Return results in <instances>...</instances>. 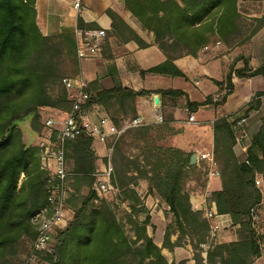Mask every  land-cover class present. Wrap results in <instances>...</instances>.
<instances>
[{
    "label": "trees",
    "instance_id": "trees-1",
    "mask_svg": "<svg viewBox=\"0 0 264 264\" xmlns=\"http://www.w3.org/2000/svg\"><path fill=\"white\" fill-rule=\"evenodd\" d=\"M241 1L264 0H123L125 10L143 30L154 35L155 45L167 58L158 66L141 70L140 75L184 79L186 76L174 64L178 58L197 57L216 43L233 46L247 22L238 8ZM107 15L112 21L110 37L147 47L116 13L108 10ZM36 19V0H0V264H13L22 239L34 242L31 218L45 207L51 187L58 184L50 183L49 175L41 171L40 150L24 143L19 124L28 120L32 131L40 134L41 109L69 114L72 101L62 79L69 66L71 79L80 73L75 35L44 36ZM251 22L254 26L244 41H250L264 27V18ZM78 28H83L80 21ZM107 72L113 88L102 89L98 81L88 83L89 100L84 109L99 107L102 115L119 127L123 120L137 117V99L151 93L124 88L114 64L107 67ZM257 76L264 79V62L258 68L248 61L240 69L232 67L224 81L216 83L227 90L222 100L231 94L234 78ZM156 94L174 100L184 98L188 113L197 112L210 100L193 103L185 93L173 90ZM262 96L264 92L257 93L239 114L213 124V154L222 188L211 193L208 200L215 204L218 215H229L239 228L237 242L209 244L203 257L200 246L208 243L210 224L202 211H193L186 187L202 178L197 185L205 188L207 171L203 167L208 170V166L206 162L200 167L191 165L192 153L159 144L176 134L171 121H165L160 126L127 130L114 146L112 182L121 203L130 209L126 223L117 218V205L92 190L93 175L98 170L93 140L81 136L65 143L70 217L67 227L56 233L54 246L36 253L37 260L44 264H167L161 249L147 234L150 218L135 191L141 181L147 184V196L160 199L172 215L164 248L172 251L189 238L195 264H254L264 257V238L256 229L264 208V123L242 156L234 151L240 136L237 125L260 108ZM258 177L262 178L263 190L257 185ZM140 215H145L143 221ZM175 231L179 236L171 244Z\"/></svg>",
    "mask_w": 264,
    "mask_h": 264
},
{
    "label": "crops",
    "instance_id": "crops-1",
    "mask_svg": "<svg viewBox=\"0 0 264 264\" xmlns=\"http://www.w3.org/2000/svg\"><path fill=\"white\" fill-rule=\"evenodd\" d=\"M77 2H79V7L76 9L74 6ZM108 10L116 13L147 47L140 48L134 41L124 43L118 37H110L112 21L107 15ZM36 11L37 26L42 35L47 37L71 33L76 38L79 31L104 29L107 34L105 45L97 56L80 62L79 76L88 83L98 81L102 89L110 90L113 88V81L108 76L107 67L114 64L124 88L151 93L150 97L139 98L136 101L137 117L143 120L144 126H158L155 118L156 112L161 114L164 121H171L170 124L176 134L168 137L165 141L169 142L170 147L196 155L195 165L198 167L203 164L199 161V156L213 152L214 122L221 118L234 117L256 99L257 93L264 92V79L260 76L248 79L234 78L231 94L222 100L224 88H219L216 83L224 81L228 63L232 59L221 51L214 50L213 45L203 49L197 57L187 55L174 62L186 76L184 79L157 75L141 76L139 73L141 70L146 71L158 66L164 63L167 58L155 45L154 35L143 30L139 21L125 10L123 0H36ZM78 21L82 23V29L78 28ZM241 67L238 64L234 70ZM167 90L181 91L193 103H204L209 98L210 100L197 112L188 113L184 108V98L174 100L162 98L160 94H156V92ZM259 100L260 108L252 111L245 119V123L236 128L240 134L234 148L236 156H242L246 152L252 138L264 123V96ZM95 111L100 115L103 114L99 107H95ZM189 115L194 116L193 123L188 122ZM27 127L28 130L25 133L22 131L24 141L37 146V134L32 133L28 122ZM106 146L93 143L98 157V170L105 162ZM194 185L195 183L192 182L189 186L194 187ZM257 185L263 190L261 177H258ZM221 188L219 178H207L205 188L197 186V189H193L189 194L193 211H202L205 219H207V213H213V218L207 220L211 228H218L214 239L215 245H225L239 240V228L233 225L230 216L218 215L215 204L208 200L211 193L220 191ZM135 191L141 201V206L147 211L150 218L147 234L161 249L162 255L167 259V264H181L182 262L195 264L194 251L189 238L186 237L182 240L180 245L175 246L172 251L163 247L166 229L173 222L169 208L160 199L147 196L146 182L141 181ZM123 207L128 214L129 207L124 205ZM144 218L145 215L139 216L140 221H143ZM178 236L179 232L175 231L171 235L170 243L174 244ZM207 252L208 250L203 251L204 258H206ZM260 260L264 261L262 258L257 259L258 262Z\"/></svg>",
    "mask_w": 264,
    "mask_h": 264
},
{
    "label": "built area",
    "instance_id": "built-area-1",
    "mask_svg": "<svg viewBox=\"0 0 264 264\" xmlns=\"http://www.w3.org/2000/svg\"><path fill=\"white\" fill-rule=\"evenodd\" d=\"M74 7L77 9L79 2ZM76 38L77 58L81 62L93 58L101 52L106 43L107 34L104 29H91L77 32ZM219 45L220 43H217L216 46ZM62 85L68 91L69 99L72 101V109L62 120L53 118L46 120V132L38 146L41 171L49 175L50 183L57 181L58 184L51 187L45 207L31 218V225L36 232V238L32 243V251L35 253L49 251L54 246L56 233L64 230L68 224L70 211L66 201L68 200L69 189L66 183L69 173L66 168L65 143L81 136H87L93 140V143L107 145L105 162L102 168L93 175L95 182L92 187V190L100 198L106 197L117 192L112 182L114 146L127 130L137 129L145 125L141 118L136 117L123 120L121 125L117 127L107 116L97 113L95 107L84 109L89 100V94L87 93L88 82L83 77L63 78ZM155 118L157 124L164 122L159 112L155 113ZM194 121L195 118L191 115L188 122L193 123ZM245 121L242 119L237 127L244 124ZM198 159L200 162L207 163L209 179L220 178L213 152L201 154ZM206 218L212 219L213 213H207ZM217 229V227L211 228L210 226L208 243L200 246L203 251L208 250L209 244L214 242Z\"/></svg>",
    "mask_w": 264,
    "mask_h": 264
},
{
    "label": "rangeland",
    "instance_id": "rangeland-1",
    "mask_svg": "<svg viewBox=\"0 0 264 264\" xmlns=\"http://www.w3.org/2000/svg\"><path fill=\"white\" fill-rule=\"evenodd\" d=\"M238 8L240 12L242 13V15L244 16V18L247 20L246 24L244 25L245 28H244L243 34L238 38L237 42L231 47L225 46L223 44L216 46L217 43L213 45L214 50L221 51L223 54L228 55L229 58L232 59V61L228 63L229 66H227L226 74L230 71L232 67L236 68L238 64H240L241 66H244V64H246L247 61L249 62V65L254 68L260 67L262 63L264 62V27L252 39H250V41H244V38L249 34L250 29L252 28V26H254L253 24L250 25L252 23L251 20L264 18V1L263 2L241 1L238 4ZM69 68L70 66L67 67V72L65 73L66 78L67 77L71 78L69 74L70 73ZM223 91H225L224 94L222 95L224 97L225 94L227 93V90L224 88ZM40 114H41V120H40L41 132L40 134H38L32 131V133L37 134L38 136L37 147L41 143L43 136L46 132V128H45L46 120L50 118H53L55 120H62L65 118V115H63L59 111L49 110V109H41ZM27 122L30 126V123L28 120L19 124L21 131H23L24 133L26 132V130H28ZM164 123L165 121L162 124ZM162 124H158V125L160 126ZM167 138H164L162 141L159 142V144L163 146H170L169 142L165 141ZM24 143L26 145L34 146L32 144L26 143L25 141ZM203 169L207 171L206 170L207 168L203 167ZM201 181H203L202 178L196 183L201 184L200 183ZM193 182L195 183V180H193ZM191 183L187 185L186 187L187 191H192L193 189L197 188V186L201 188L197 184H195L194 187L189 186ZM87 192L88 191L85 190L84 194L86 195ZM101 198L109 201L110 203L117 205V207H115L117 218L121 220L122 222L126 223L127 212L125 211L123 205L126 207L127 204L121 203V198L119 197V191L111 195H108L106 197L103 196ZM127 228L130 229V226L128 225ZM256 229H257V232L264 238V232H263L264 210L263 211L260 210L259 212V219L257 222ZM211 244H214V242H212ZM262 248L264 250V243L262 245ZM262 259H264V257H262ZM11 261L13 262V264H44L37 260L36 253L32 251V243L28 239H22L20 241V243L17 245V248H16V256ZM262 262L264 263V261L260 260L258 262L257 260H255L254 264H262Z\"/></svg>",
    "mask_w": 264,
    "mask_h": 264
},
{
    "label": "water",
    "instance_id": "water-1",
    "mask_svg": "<svg viewBox=\"0 0 264 264\" xmlns=\"http://www.w3.org/2000/svg\"><path fill=\"white\" fill-rule=\"evenodd\" d=\"M196 161H197V156L196 155H192L190 164L191 165H195Z\"/></svg>",
    "mask_w": 264,
    "mask_h": 264
}]
</instances>
